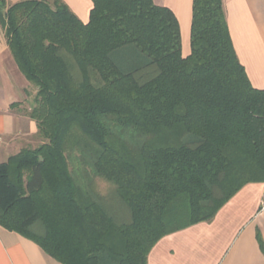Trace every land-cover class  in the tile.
<instances>
[{
    "label": "trees",
    "instance_id": "16d2710c",
    "mask_svg": "<svg viewBox=\"0 0 264 264\" xmlns=\"http://www.w3.org/2000/svg\"><path fill=\"white\" fill-rule=\"evenodd\" d=\"M92 2L83 23L62 0H0L41 143L0 163V226L62 264H147L160 239L264 183V90L237 57L223 0H193L186 58L169 8Z\"/></svg>",
    "mask_w": 264,
    "mask_h": 264
},
{
    "label": "crops",
    "instance_id": "0c3cea01",
    "mask_svg": "<svg viewBox=\"0 0 264 264\" xmlns=\"http://www.w3.org/2000/svg\"><path fill=\"white\" fill-rule=\"evenodd\" d=\"M13 5L27 0H6ZM87 23L92 0H62ZM169 8L181 31L182 55L191 53L193 0H153ZM240 63L255 89L264 90V0H223ZM31 85L19 70L0 27V163L36 143L37 125L28 117ZM264 183L244 186L216 214L160 239L147 264H264ZM0 264H62L35 242L0 226Z\"/></svg>",
    "mask_w": 264,
    "mask_h": 264
},
{
    "label": "rangeland",
    "instance_id": "374dc122",
    "mask_svg": "<svg viewBox=\"0 0 264 264\" xmlns=\"http://www.w3.org/2000/svg\"><path fill=\"white\" fill-rule=\"evenodd\" d=\"M46 1L51 2L52 0H46ZM29 104L30 106H33V103H29ZM40 144H41L40 141H37L36 143L32 142L29 148L34 149L38 147ZM94 189L99 195H104V197L106 198L107 205L110 207L115 218L118 221H124V222L129 221L126 207L122 202H120L119 198L115 195L114 185L104 180H98L95 183Z\"/></svg>",
    "mask_w": 264,
    "mask_h": 264
}]
</instances>
